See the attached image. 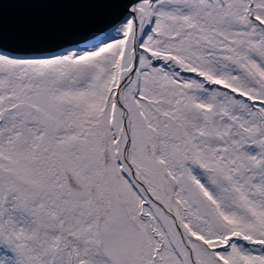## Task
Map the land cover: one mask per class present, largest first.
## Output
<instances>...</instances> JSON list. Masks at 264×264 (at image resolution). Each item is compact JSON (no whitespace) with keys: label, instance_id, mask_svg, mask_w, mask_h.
Returning a JSON list of instances; mask_svg holds the SVG:
<instances>
[{"label":"snow or ice","instance_id":"snow-or-ice-1","mask_svg":"<svg viewBox=\"0 0 264 264\" xmlns=\"http://www.w3.org/2000/svg\"><path fill=\"white\" fill-rule=\"evenodd\" d=\"M0 264H264V0H0Z\"/></svg>","mask_w":264,"mask_h":264},{"label":"water","instance_id":"water-1","mask_svg":"<svg viewBox=\"0 0 264 264\" xmlns=\"http://www.w3.org/2000/svg\"><path fill=\"white\" fill-rule=\"evenodd\" d=\"M106 8L97 4L81 5H32L10 4L3 12V27L6 34L29 25H44L61 28L73 22H85L102 16Z\"/></svg>","mask_w":264,"mask_h":264}]
</instances>
